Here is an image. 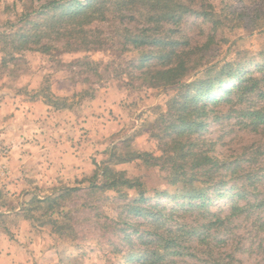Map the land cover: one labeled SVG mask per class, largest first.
<instances>
[{
  "label": "rangeland",
  "instance_id": "obj_1",
  "mask_svg": "<svg viewBox=\"0 0 264 264\" xmlns=\"http://www.w3.org/2000/svg\"><path fill=\"white\" fill-rule=\"evenodd\" d=\"M54 1L0 0V264H264V0H78L92 22L22 45ZM182 50V82L150 86ZM174 100L197 120L178 137ZM106 164L144 200L91 188Z\"/></svg>",
  "mask_w": 264,
  "mask_h": 264
},
{
  "label": "trees",
  "instance_id": "obj_2",
  "mask_svg": "<svg viewBox=\"0 0 264 264\" xmlns=\"http://www.w3.org/2000/svg\"><path fill=\"white\" fill-rule=\"evenodd\" d=\"M63 0H55L54 2H52L51 4H49L48 6L50 8H53L52 11L57 13V18L56 16L53 15V17L51 16L50 20L48 22H46L45 24H41L39 26V30H37V32L35 33H23L21 34L20 31L17 32L15 34V36L20 37L24 40V43H22V45H28L32 40H34V42H32V44H40L42 42V40L45 38V36H47L46 29L40 30V27H45L46 25H49V28H54L55 25H65L67 23H72L70 21H66V17L69 16L71 20H79V25H83L84 22H92V21H87L88 19H92L94 13L97 11V9L94 10H90L88 8H84L85 5L84 2L82 1H78V0H71L66 4L62 3ZM158 1V0H157ZM175 5V3H174ZM179 7H183L181 4H179ZM47 6V7H48ZM66 6H71V11H66L64 13H62L61 15L58 14L59 12H61V10H63ZM76 6V7H75ZM73 8V10H72ZM171 11V10H170ZM171 13L168 11L167 15H170ZM70 25V24H69ZM161 39V38H160ZM133 41L135 43H137L138 45H145L146 41H147V37L145 36V34L143 35H139V36H133ZM163 40H158V43H155L156 46L158 47H163ZM44 47H46L47 49H51L50 46L48 45H44ZM192 51H185L182 50L179 52V55L177 56L178 61H166L165 63L161 64L160 69L158 70H150L149 74H152L150 80H152L149 84L150 86H160V85H172V84H176V83H180L182 82V80L187 76L186 75V68L184 66V64L186 63L185 58L187 57V55H189ZM171 53V52H170ZM169 53V54H170ZM247 82L249 81H256L255 79H246ZM246 80H243V82L245 83ZM220 81H218V79L212 80V81H204V80H200L198 83H200L201 88L198 89L196 96H194L193 101L196 102V104H198L202 98H211L212 96H214L215 94L213 93L214 88L216 87L217 84H219ZM195 85V87L197 86V84H192ZM204 86H208L207 88H205L206 90H204ZM192 87V86H191ZM245 89L247 87H244ZM249 88V87H248ZM247 88V89H248ZM36 95V94H34ZM188 96H186L187 98ZM63 98H59L57 99L58 101L62 100ZM56 101L53 104V107L56 110H67L70 109L67 105L66 102H58ZM173 101V99H172ZM192 101V102H193ZM172 105H175V107H172V109H174L176 112H180L178 115V117L176 118V123H173L169 126V128H172L174 130H178L176 131V137H178V135H181L185 129L189 128H193L196 125V121L197 120H193L190 118H186L185 115V111H187V109H189L187 106H183L181 105V103H179L178 101L172 103ZM183 106V107H182ZM200 109H193L189 112V114H193L195 113V111H199ZM258 111L255 113H250V115H257ZM258 120H260L261 123H264V114L260 117H257ZM198 128V127H197ZM129 155H131V157L129 158H122L119 155H116L118 162H129V161H133L136 159H140L143 161V163L149 164L152 162L153 157L152 155H150L149 153H130ZM205 163H212L213 165H217V159L212 158L210 156H205L204 158ZM99 170V171H98ZM184 174V173H182ZM187 177V176H186ZM175 180H179L181 178L178 177V175H176V177H174ZM192 179V178H191ZM92 180V184L90 185V187L95 188V189H100L103 192L108 190V191H115L117 193H120L122 191H130V190H136L139 192V194L142 195V200H144L143 197V190H142V182L140 180V178H131L129 177L126 172L124 171H116L113 166L111 165H102V166H98L97 167V172L95 173V175L93 176ZM95 191V190H92ZM200 192V198L204 199L206 197V195L203 193V191H199ZM44 203H48L49 204V208L48 211H51L50 214V218H54L55 215L60 216L61 211H57V205H59L58 203V199L57 197L54 198H50L48 197L45 200H39L37 198H34L31 200V202L29 203H36V204H43ZM56 205V207H55ZM52 224H60L59 220L56 219H52ZM135 257L133 255H130V258L128 261H131L132 259H134Z\"/></svg>",
  "mask_w": 264,
  "mask_h": 264
}]
</instances>
